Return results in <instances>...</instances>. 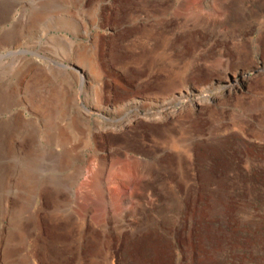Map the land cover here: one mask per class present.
I'll list each match as a JSON object with an SVG mask.
<instances>
[{
  "label": "rangeland",
  "instance_id": "1",
  "mask_svg": "<svg viewBox=\"0 0 264 264\" xmlns=\"http://www.w3.org/2000/svg\"><path fill=\"white\" fill-rule=\"evenodd\" d=\"M4 133L0 264H264V0H0Z\"/></svg>",
  "mask_w": 264,
  "mask_h": 264
},
{
  "label": "bare ground",
  "instance_id": "2",
  "mask_svg": "<svg viewBox=\"0 0 264 264\" xmlns=\"http://www.w3.org/2000/svg\"><path fill=\"white\" fill-rule=\"evenodd\" d=\"M7 133V132H6ZM12 142L10 140V135L3 134L2 139H1V145H0V152L9 155L12 151ZM28 180V176L26 174H21L18 179H17V184L20 186L24 185ZM21 194V193H20Z\"/></svg>",
  "mask_w": 264,
  "mask_h": 264
}]
</instances>
